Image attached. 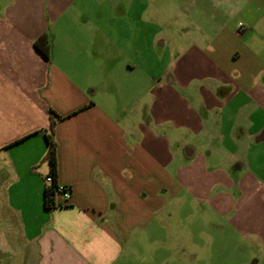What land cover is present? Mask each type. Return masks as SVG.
<instances>
[{
	"label": "crops",
	"instance_id": "crops-1",
	"mask_svg": "<svg viewBox=\"0 0 264 264\" xmlns=\"http://www.w3.org/2000/svg\"><path fill=\"white\" fill-rule=\"evenodd\" d=\"M151 4L0 0V264H117L185 189L264 254V0Z\"/></svg>",
	"mask_w": 264,
	"mask_h": 264
},
{
	"label": "rangeland",
	"instance_id": "rangeland-1",
	"mask_svg": "<svg viewBox=\"0 0 264 264\" xmlns=\"http://www.w3.org/2000/svg\"><path fill=\"white\" fill-rule=\"evenodd\" d=\"M179 0H152L155 32L164 17L177 16ZM163 15V16H162ZM155 51V74L161 65ZM117 264H264V254L252 238L240 235L229 216L216 212L208 200L185 189L170 198L167 209L142 229H135L130 246Z\"/></svg>",
	"mask_w": 264,
	"mask_h": 264
},
{
	"label": "trees",
	"instance_id": "trees-1",
	"mask_svg": "<svg viewBox=\"0 0 264 264\" xmlns=\"http://www.w3.org/2000/svg\"><path fill=\"white\" fill-rule=\"evenodd\" d=\"M36 49L43 54L45 57H49V48L46 46V43L44 42V39L41 38L38 41L35 42ZM52 114L57 117L58 119H62L60 116H57L54 112ZM54 126H55V120H52L51 125V133L47 136L48 141V151L47 155L45 157V160L49 163L51 168V175L50 177L53 178V181L51 184H47V187L45 189V208L47 211H52L59 204L57 203V196L59 195V183H58V145L55 140V133H54Z\"/></svg>",
	"mask_w": 264,
	"mask_h": 264
},
{
	"label": "built area",
	"instance_id": "built-area-1",
	"mask_svg": "<svg viewBox=\"0 0 264 264\" xmlns=\"http://www.w3.org/2000/svg\"><path fill=\"white\" fill-rule=\"evenodd\" d=\"M53 181L52 177H47L46 182L47 184H51ZM59 194L63 197L65 202L69 201L71 199V190L67 187L59 185Z\"/></svg>",
	"mask_w": 264,
	"mask_h": 264
}]
</instances>
